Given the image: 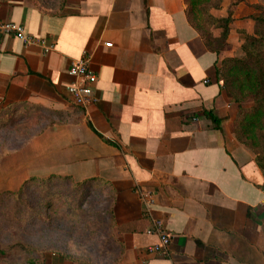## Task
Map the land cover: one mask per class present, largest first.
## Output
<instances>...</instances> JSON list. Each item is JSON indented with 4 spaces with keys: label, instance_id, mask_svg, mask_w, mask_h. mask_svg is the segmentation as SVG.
Masks as SVG:
<instances>
[{
    "label": "crops",
    "instance_id": "0c3cea01",
    "mask_svg": "<svg viewBox=\"0 0 264 264\" xmlns=\"http://www.w3.org/2000/svg\"><path fill=\"white\" fill-rule=\"evenodd\" d=\"M229 10L227 48L217 55L187 21L183 0H65L56 14L0 4L1 23L52 47L45 54L0 36V107L29 103L54 112L11 154L15 169L0 164L11 178L0 188L49 175L107 186L123 246L116 264H264V173L235 138L239 104L217 73L239 51L241 32L250 33L241 15L250 12L242 0H223L217 15ZM84 55L97 81L92 102L78 108L65 86ZM142 191L153 195L149 211ZM154 219L171 237L168 256L146 251L158 243L147 234Z\"/></svg>",
    "mask_w": 264,
    "mask_h": 264
},
{
    "label": "rangeland",
    "instance_id": "374dc122",
    "mask_svg": "<svg viewBox=\"0 0 264 264\" xmlns=\"http://www.w3.org/2000/svg\"><path fill=\"white\" fill-rule=\"evenodd\" d=\"M64 1L0 0V4L23 2L56 14ZM242 1L250 15H241L257 16L264 10V0ZM249 32L253 33L252 28ZM239 38L241 47L244 36ZM234 55L244 56L241 48ZM34 118L2 128L0 149L3 144L14 146L36 133L42 121ZM14 153L0 157V164L9 167V172L18 162L16 154L11 155ZM10 180L7 173L0 174V186ZM122 254L107 186L96 181L77 185L51 179L28 182L15 190L0 188V264H116Z\"/></svg>",
    "mask_w": 264,
    "mask_h": 264
},
{
    "label": "trees",
    "instance_id": "16d2710c",
    "mask_svg": "<svg viewBox=\"0 0 264 264\" xmlns=\"http://www.w3.org/2000/svg\"><path fill=\"white\" fill-rule=\"evenodd\" d=\"M183 2L189 24L200 35L205 47L219 55L227 48V38L233 23L232 11L229 10L226 17L214 14V11H220L223 0H183ZM247 19L251 22L253 33L241 32L244 40L240 48L244 56L222 59L217 73L227 97L239 104L233 126L235 138L256 155V164L264 173V10L257 16H248ZM214 29L221 30L217 38L213 36ZM245 103H250V105L243 106ZM51 116H54V112L38 105L8 104L0 107V130L15 122H24L35 117L34 119L39 122L42 121L40 129L36 132L38 133L47 126ZM205 116L218 124L211 114L205 113ZM36 133L17 145L5 146L3 144L0 157L20 149ZM51 179H65L77 185L96 181L91 179L77 183L69 177L49 175L30 177L21 186L28 182H46ZM5 193L11 194L10 192Z\"/></svg>",
    "mask_w": 264,
    "mask_h": 264
},
{
    "label": "built area",
    "instance_id": "2783aa9c",
    "mask_svg": "<svg viewBox=\"0 0 264 264\" xmlns=\"http://www.w3.org/2000/svg\"><path fill=\"white\" fill-rule=\"evenodd\" d=\"M2 34L12 35L23 42L25 46H40L45 54L52 50L51 46H47L45 41L41 38L25 34L21 26L12 22H0V36ZM106 47H111V44H105ZM90 57L87 55L81 56L79 59L72 62L67 71L68 76L73 79V82L65 86L71 103L78 108H86L93 100V87L96 84L97 76L90 69ZM140 200L145 209L149 211L153 203V195L149 192H141ZM148 235H155L158 237V243L149 245L146 248L148 254L168 256L170 235L166 232L163 220L154 219L152 227L147 231Z\"/></svg>",
    "mask_w": 264,
    "mask_h": 264
}]
</instances>
